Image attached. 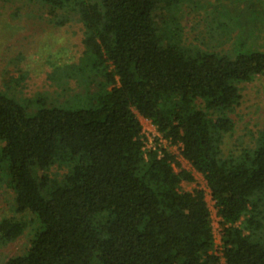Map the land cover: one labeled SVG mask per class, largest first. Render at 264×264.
Returning <instances> with one entry per match:
<instances>
[{"label":"trees","instance_id":"1","mask_svg":"<svg viewBox=\"0 0 264 264\" xmlns=\"http://www.w3.org/2000/svg\"><path fill=\"white\" fill-rule=\"evenodd\" d=\"M39 1L51 24L82 26L79 64L57 74L79 91L21 101L0 90V181L15 215L0 219V246L31 232L2 264H264V125L253 146L221 149L264 50L186 44L182 0ZM249 1L239 11L255 14ZM138 116L204 179L220 255L203 191L180 190L193 176L175 155L144 149Z\"/></svg>","mask_w":264,"mask_h":264},{"label":"rangeland","instance_id":"2","mask_svg":"<svg viewBox=\"0 0 264 264\" xmlns=\"http://www.w3.org/2000/svg\"><path fill=\"white\" fill-rule=\"evenodd\" d=\"M247 1L249 0H182L177 16L184 42L202 48L210 47L230 56L238 48H242V51L264 50V0L249 1L255 8V14L252 13L253 10L239 11ZM50 18L47 8L39 0H0V90L17 100L28 101L39 94L62 100L66 97V93H61L62 89H66L68 94L73 93L68 88L79 91L75 80L60 82L57 74L68 66L74 68L79 64L83 52L82 26L73 21L58 27L49 22ZM238 22L239 25H247L240 28L236 25ZM220 24L225 31L222 36L219 32L212 31L213 27ZM211 35H217V38L213 39ZM243 39L247 40V44L241 47ZM239 88L240 102L230 113L234 129L224 137L221 146L224 154L229 151L238 154L242 148L253 146L258 131L264 125V75L240 84ZM138 119L144 142L149 146L150 142H154L155 129L149 121L139 116ZM160 145L175 155L180 167L193 176L192 182L180 184V190L203 191L210 211L214 253L220 255L221 226L204 179L181 158L177 146L166 141ZM175 171H178L177 167ZM12 201V192L0 181V219L15 216ZM28 217L31 218L30 215ZM30 240L31 232L27 230L16 241L0 246V264L23 254L29 247Z\"/></svg>","mask_w":264,"mask_h":264},{"label":"built area","instance_id":"3","mask_svg":"<svg viewBox=\"0 0 264 264\" xmlns=\"http://www.w3.org/2000/svg\"><path fill=\"white\" fill-rule=\"evenodd\" d=\"M153 137H154V139H153L154 142L153 143L150 142L149 146H146V143L144 142V149H154L155 144L159 146L161 143H164V140L161 138V136L156 131H155V134Z\"/></svg>","mask_w":264,"mask_h":264}]
</instances>
